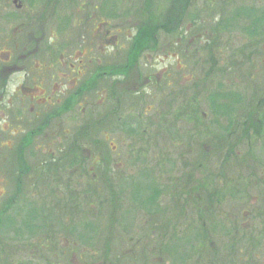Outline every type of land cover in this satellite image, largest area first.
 Masks as SVG:
<instances>
[{
	"label": "rangeland",
	"instance_id": "374dc122",
	"mask_svg": "<svg viewBox=\"0 0 264 264\" xmlns=\"http://www.w3.org/2000/svg\"><path fill=\"white\" fill-rule=\"evenodd\" d=\"M9 1L1 0L0 3H7L8 5L4 4V7H8ZM55 1L57 2V0ZM183 1L188 2V0ZM190 1H192L191 8L188 4V8L183 11L186 14L185 16L181 15L184 18L181 20L180 26L177 27L174 23L168 25V29L164 21L172 8V0H78L81 4H88L90 9L96 8V6L101 7L102 3L105 12L109 11V3L112 4L115 20L110 19L113 17L106 14L100 16L102 21L109 22V25L92 37L94 44L93 67L96 66L97 72L104 73L109 65L117 66L125 63L127 53L124 51L130 48L138 20H149L151 23L149 26L153 27L152 15L156 13L160 21L158 23L164 24L165 29L163 28L159 33L158 43L150 45L149 48L152 51L142 53L140 64L136 59L137 66L135 67L134 62L129 60L132 63L129 70L134 71L130 76L133 77L129 81H124L122 76L123 84H115V94L110 93V85L118 81L110 76L103 81V78L100 79L99 88L97 87L89 96L83 97L78 105L75 102H70L73 96L69 94V88L73 87L74 83H67L65 79L60 83L66 84V89H63V86L61 89L67 92V96L69 94L68 97H71H67L59 103L55 99L47 104L46 100H43L44 96L39 95L41 90L35 93L37 94L35 100L32 97L27 99L26 93L13 101L0 100V223L5 224L3 226L5 229L1 230L9 231V235L12 236L10 238L24 239L27 236L31 237L30 239L44 238V244L48 243L47 247L52 249L50 252L47 251L48 256L59 255L62 250L63 254L71 255L63 264H128L129 261L130 264H140L139 249L128 256L129 258L124 256L127 255L124 252L131 246L142 248L145 242L148 243V264H190V260L189 262L186 260L190 258L191 246L201 253L204 247H197L198 242L194 237L207 215H212L211 212L200 217L198 214H194L190 207V221L186 215L183 218L184 225L182 227L161 228L158 223L169 217L170 214L163 216L162 211L160 213L155 211H153L154 213L146 211L135 213L136 206L130 203L133 196L126 179L131 181L134 178L136 183L132 188L136 190L137 194L142 186L150 185L148 181L150 179L157 183V180L162 178V183H164L163 178L166 176L185 172L184 164L188 165L190 158L194 157L188 144L190 143V133L187 131V122H189V118L191 120L196 110L199 112L198 102L201 108L210 114V100L214 97L217 102L214 107L220 124L227 127L229 120L234 122L236 118V114L231 112L227 106H233L234 101L238 104L239 99H243V102L246 101L245 103L250 105L248 109L251 110L252 106L264 100V37L259 34L256 35L257 37H253L249 32L250 23H253L256 17H260L264 13V0ZM45 5L43 0H39L35 5L34 11L36 20H38L35 25L36 32L38 27L45 29L43 21L39 20ZM64 8L63 6L61 13L55 9L49 15V19L45 21V24L48 21L46 39L41 43V47L45 41L51 39L54 41L56 37L58 40H55L53 45L66 47L68 44H76L78 36L81 35L78 32V23L75 21V19H79L76 14L78 7L70 8L68 6L67 11ZM0 12H2L1 9ZM94 12L98 15L99 8ZM124 13L130 15L132 19ZM233 16L237 23L232 20ZM262 19H264L263 16ZM192 20L202 23V28L192 26ZM218 22H222L224 28L219 37L217 33H213L214 29L212 28ZM14 25L12 23L9 27L2 22L0 24V39L3 38L1 31H3V35L11 36ZM246 25L248 27L246 30L240 29V26ZM88 28H91V25H88ZM25 30L26 28L18 34L25 33ZM107 30L114 35L109 40L104 37ZM180 34H182L181 37ZM25 36L23 34L18 38L24 39ZM83 37L84 39L79 44H82V50L85 51L84 47L90 46L91 42L88 34ZM211 39L213 41H210ZM71 41L73 42L71 43ZM212 43L221 45L222 51L215 52V54L210 53L207 58V55H204V52L207 51L204 50L203 45ZM157 45H159L158 50L154 52ZM4 50L9 51L7 47H4ZM195 51L197 52L195 53ZM64 52L65 55L71 54L72 46ZM58 57L59 53L57 59L53 58V61L58 60ZM129 57L133 58L131 52L127 54L128 59ZM34 58L35 61H38L35 65L33 83L36 91H38L37 88L42 89L52 81H59L57 77L52 79L44 75L42 68H38L40 66L38 63L43 62L42 52L35 54ZM211 59L216 62L213 69H210L211 62L209 60ZM220 67L224 72L222 76L218 77L214 71ZM88 69L92 70L90 67ZM114 72L121 75L123 69L114 70ZM137 72L141 76L139 80L134 74ZM89 75H84L83 80ZM149 77L152 79L157 77L158 80L149 82L147 80ZM14 87L15 85L12 86L10 83V91H13ZM193 92L200 93L197 100L194 99ZM227 93L232 94L228 95ZM226 103L227 105H225ZM262 106L260 110L255 111V114L260 116L263 128L260 123L259 125L249 124L248 128L249 131L252 130V133L257 134L255 141L258 144L253 147L252 156L255 161L264 165V107ZM59 109L66 110V112L55 117L54 113ZM94 110L98 114H94L92 112ZM235 111H240V109ZM108 113H110L109 120L115 128L113 129L108 123L103 122L97 127L94 124L95 119L102 121ZM48 115L52 117V123ZM242 115L240 113V116ZM198 119L201 120L197 117L195 121ZM91 125L95 127L92 132L98 131L95 136L86 130L87 127L91 129ZM39 127L47 129L44 133L40 131L37 135L31 134ZM236 127L237 129L233 125L234 133L229 137L231 143L241 140L239 125L237 124ZM177 131L179 138L175 134L172 135ZM217 132L219 131L203 135L207 144L214 142L211 135ZM32 140L34 143L31 142ZM221 142L220 145L224 146L228 140H223L222 144ZM76 143L85 144L84 152L80 161L78 160L80 164L68 165V158L71 157L68 153L69 145ZM96 144L98 148L95 146ZM214 153L215 155L208 157L206 162L224 165L221 153ZM43 163L47 165L43 166ZM102 163L106 173L110 172V176L115 173V177L118 176V180L115 182L118 195L115 200H119L121 196L125 195V202H129V206L133 205L129 213L118 207L115 210L106 208V214L102 208L96 207V204L93 203V198L90 197L91 190L97 184H100L99 188H102L101 184L105 183L102 180L104 175L101 170ZM50 164L53 165L50 166ZM220 172L226 176L225 165ZM16 173L17 175L22 173L23 176H15ZM32 173L33 176H31ZM140 173L148 175L139 180ZM241 173H247V170L243 168ZM46 177H51V181L45 188L41 180ZM35 180H37L38 187L33 190L29 187V183H33ZM169 181L174 186V181L169 179L167 182ZM245 184L244 181L234 183L230 189L219 195L220 203L229 205L222 208L214 207V210H218L214 215L216 220L214 223L207 221V227L212 225L213 232L218 231L222 235L226 229H232L238 224L244 223L241 224V229L246 233V237L261 240L264 244V213L253 212L260 208L261 200L264 202V195L260 198L257 193L251 190L249 192L251 197L247 201H242V204H232L238 195L233 198L230 193L236 191L240 195L248 194L244 189ZM157 186L161 188L160 184ZM74 188L77 192H72ZM126 191L127 193H125ZM141 191L143 194L140 193L135 197L148 205L146 197L151 196V194L147 195L150 191L145 188ZM53 192H55L54 198L51 197ZM201 195L202 200L197 198L196 202L205 204L204 193ZM151 199L153 200V198ZM117 204L118 202H115V205ZM86 205L88 206L86 207ZM91 205H95V207L92 208ZM161 205L171 209L173 207L170 197H165L161 201ZM151 206V210H154L152 202ZM82 208H85L82 214L81 211L75 213ZM241 208L243 212H241ZM45 214L49 215V220ZM147 220L148 224H145ZM10 223L12 229H8ZM179 223V219L171 221L173 226ZM188 225L190 226L188 227ZM153 226H157L155 231ZM216 227L219 229L215 230ZM172 232L180 240L179 243L176 237L170 238ZM212 236L215 242L219 244L222 242L219 237L215 238L214 233ZM49 237L55 240L49 239ZM62 239L71 242L65 243V245L56 242ZM190 241L192 242L190 243ZM38 243V240L34 241L24 250V253L27 254L32 249L36 254V258L33 259L35 262L38 260L37 255L43 256L44 253L40 251L42 248L36 250ZM156 244L157 247H155ZM161 246L163 251H158ZM205 248L208 249L209 246ZM15 250L16 248L8 253L17 252ZM244 252L246 253V251ZM257 255V264H264V245Z\"/></svg>",
	"mask_w": 264,
	"mask_h": 264
},
{
	"label": "flooded vegetation",
	"instance_id": "af4514ba",
	"mask_svg": "<svg viewBox=\"0 0 264 264\" xmlns=\"http://www.w3.org/2000/svg\"><path fill=\"white\" fill-rule=\"evenodd\" d=\"M37 2H39V0H10L8 7H4V4L8 5L7 3H0V9L2 10V12H0V24H2L3 22V24L9 27L12 23L15 24L11 36L8 34L3 35V31H1V36L3 38L0 39V100L13 101L19 99V96L21 97L25 93L28 96L27 99H30L32 97V99L35 100L37 96V94L35 93L41 90L39 92V95L44 96L43 100H46L47 104H50L55 99H57L59 103V101L61 102V100H65L69 96V94H72L74 98L70 96V102L73 103V100L75 99L76 104L78 105L79 102L83 99V97L89 96L95 91V89H97L99 81L104 75L103 72L96 71V66L95 68L93 67L94 59L92 54L94 50V44L92 43V37L98 34V32H102V29L107 27L109 25V22H105L104 20L99 21L100 17L96 14V12H94L95 10L97 11V6L95 10H91L88 4H81L78 2V0H63L61 6L64 5V9L66 10H68V3L71 5V7L72 5L78 7L76 14L77 16H79V19H75V21L78 23V32L81 35L78 36L75 45L68 44L66 45V47L53 45L54 41L58 40L56 37L54 41L52 39L48 40L47 42L45 41L43 43V46L41 47V43L46 39V24L48 21L46 22V24L45 21L49 19L48 17H50L48 14V10L51 2L50 0L45 1V12L42 17L39 18V20L43 21L45 29H41L40 27H38L36 32V14L34 9ZM88 25H91V28H88ZM24 28H26V30L23 34H25L26 36L24 37V39H19L18 36L21 37L23 34L20 35L18 34V32L23 31ZM5 30L9 31L7 29ZM85 34H88V36H90L91 45L84 47L86 48V50L83 51L82 44H79V42H82V40L84 39L83 36ZM104 37L108 38L107 40H109V38H113L114 35H112L111 31L107 30ZM72 42L73 41H71V43ZM71 46L72 53L69 55H65L64 50L69 49V47ZM4 47H7L9 51H5ZM39 52H42L43 62L41 61L42 63H38L40 65L38 68H42L44 75L52 79L57 77L59 81H52L48 83L47 86H44V88L42 89L37 88L38 91H36V89H34L33 87V83L35 77V65L38 61H35L34 57L35 54H39ZM58 53V60L53 61V58L57 59ZM85 58H87V60H85ZM88 67H90V69L92 70L90 71ZM133 72L134 71L129 70V66L124 68L122 72L123 80H131L133 76L130 75ZM87 74H90L89 77L83 80V76H86ZM134 74L137 75V78L139 80L141 77L139 75V72ZM107 75L111 77H114L116 75L113 66L109 67ZM64 79L67 81V83H74V86L69 88L70 93L68 94V96L67 92L61 89V86H63V89H66V84L63 85L60 83V81ZM147 80L149 82H153L157 81L158 79L157 77H155L154 79L149 77ZM10 83L12 86L15 85L13 91H10L9 89ZM120 83L123 84V82ZM114 84L115 83L113 82L112 89L114 87ZM88 89H90V94H87L88 92H85L86 94L84 95L83 92L87 91ZM62 112H66V110L61 111L59 109L56 113H54L55 117H58ZM48 117L50 118V120L52 119L51 116ZM95 124L98 126V120H95ZM194 128L197 127L194 126ZM46 129L47 128L45 127H39L38 129L32 131L31 134L35 133L37 135L40 131L44 133ZM31 142L34 143V140H32ZM262 175L263 177L261 180L264 181V173H262ZM183 176V173L174 176L170 175L169 179L174 181L176 186L180 185V182L183 180ZM169 179L168 176H166V178H163L164 183H162V178H160V185L162 184L161 186L164 189H162L158 194V202L160 206L159 212L162 211V214H164V216L170 214L166 221L168 225L171 224L172 220L180 219L184 211H186V213H190V190L185 192L180 191L179 188L177 190H174V188H167L166 186L169 184V182L167 181ZM187 180H189V186L190 173H187ZM204 192H206L207 195L211 196H215L217 194V192H211L208 188H204ZM165 197H170L173 205L172 209L168 208L167 206L162 207L161 201L164 200ZM240 210L243 211L242 208ZM253 212H264V204H262L257 211L253 210ZM3 238L8 237L3 236ZM15 245L16 249L20 250L21 252H14L11 254H8L6 252H0V264H35V261H33V259L36 258V254L32 250L25 254L24 250L26 245H21V243L18 241H15ZM36 245H38L36 248L37 251L40 248H42L40 249V251L51 250L50 247H47V245H45L41 241H39V244ZM2 249L3 242L1 240L0 250L2 251ZM37 256L38 260L36 264H48L50 258L59 260L60 262H63L66 259V255H63L61 253L59 255L52 256H48V254L43 253V256Z\"/></svg>",
	"mask_w": 264,
	"mask_h": 264
},
{
	"label": "trees",
	"instance_id": "16d2710c",
	"mask_svg": "<svg viewBox=\"0 0 264 264\" xmlns=\"http://www.w3.org/2000/svg\"><path fill=\"white\" fill-rule=\"evenodd\" d=\"M188 4L191 5V1L189 2H184L183 0H177V1H173L172 0V8L170 9V11L167 13L166 17H165V26L166 28L169 29L168 25H173L174 23H176V25L181 23V20L184 17H181V15L185 16V12H183L185 10V8H188ZM256 12H260L259 10H255ZM254 11V12H255ZM153 18V27H150L149 25L151 24L150 21L148 20L147 23L143 24L141 26V28H139L137 35L135 36L133 42L131 43V53L133 58H130L128 60L130 61H135L136 59H138L139 56L142 55L143 52H145L146 50H149L150 45H153L157 43L158 40V30L161 29L163 30V28L165 29L164 24L162 23H158L160 22L159 19L155 18V15H152ZM263 18H264V13H263ZM262 16L260 17H256L255 21L253 23H250V28H249V32L251 33V35L253 37H257L256 35H260L262 37H264V19H262ZM239 18V17H238ZM253 20V18H250ZM233 21H235L237 23V20H235V17L233 16L232 18ZM251 20V21H252ZM178 23V24H177ZM159 24V25H158ZM249 24V23H248ZM247 24V25H248ZM247 25L245 26V28L247 29ZM171 27V26H170ZM219 30V29H218ZM166 31V30H165ZM260 44V43H259ZM119 71V70H118ZM221 94V93H219ZM228 94V93H227ZM232 93H229L228 95H230ZM195 100H197V98H195ZM238 101V100H237ZM245 101V100H244ZM246 102V101H245ZM243 102V99H239V103L236 104V101H234L232 104L233 106H227L229 109H231V112L236 114V118H238V116H240V113H242L243 115L241 116L242 120V124L243 125H249V124H261V118L260 116H256L255 111L260 110V107H264V100H261V102H258V104L252 106L251 110L250 108L248 109V107H250V105L248 103ZM217 103V102H216ZM221 106L222 104L219 103ZM198 107L199 109L201 108V106L199 105L198 102ZM227 105V103L225 104ZM232 110V108H234ZM237 109H240V111H235ZM248 109V111H246ZM246 111L245 113L243 111ZM200 112V110H199ZM197 110L195 111L194 117L197 118L199 113ZM218 116V114H217ZM234 120V122H232V120H229V124H239L240 122H238L237 120ZM219 123V122H218ZM263 128V126H262ZM226 133V129H223ZM241 140L239 142H236L233 144V146L228 148V151L223 152V151H219V150H214L210 149V152L208 155L205 153V157H202L201 159L205 160L208 157L215 155L214 152L216 153H221V158L224 160L225 165L227 167H231L232 162H234L236 159H240L239 155V151H241L243 148L248 147L249 145L252 144L253 141V136L257 135L256 133H253L252 135H250L248 132H244L241 133ZM206 135V134H205ZM203 137V135H202ZM225 141V138L222 139ZM221 140L217 139L216 141L214 140L212 144H214V146H218L220 144ZM221 142V144H222ZM241 148V150H240ZM69 149V154L72 156V158H80L82 153L84 152V145L81 144H73L71 145V147L68 148ZM215 149V148H214ZM194 161V162H190L189 166H187V170L190 171V173H193L192 176L190 177V186H188V182L185 184H180V185H176V186H172L174 188V190H177L178 188L180 189V191H189L190 190V199H192V202H190L191 204H193L194 207L198 208L199 210H201L203 212L204 208L206 206H208V208H211L214 204V200L213 197H211V195H205L203 196V201L205 202V204H199L196 202V199L199 198L200 200H202V195L204 193V188H207V182L204 179L205 176V172L201 171V166L204 167V170H206L207 172H210L209 169L206 167V161ZM76 162V161H74ZM75 165V164H74ZM191 166V168H190ZM215 166L218 169H221L223 166L221 163H217V165L215 164L214 166H212V169H215ZM202 167V168H203ZM200 174L202 176V178L200 179L201 181H193L196 179V174ZM197 174V175H198ZM153 182V180H151ZM190 187L189 190H187ZM96 193H99L97 187L94 188ZM122 197V196H121ZM120 197V198H121ZM218 197V194L216 195V198ZM153 198V200L151 199ZM158 200V198L156 196H151L147 199V204L151 205V202L153 204V206H157L158 203L156 202ZM74 202V200H73ZM219 205H223L220 202L218 203ZM199 213L200 217H202V215H204L203 213ZM209 212H206V214H208ZM184 214V213H183ZM211 214V213H210ZM46 215V214H45ZM215 215V214H214ZM213 215V216H214ZM212 218V215H208ZM46 218L49 220V215H46ZM215 217H213L214 219ZM207 220H203L200 229L196 232L195 235V239L197 240L198 244L196 245L197 247L199 246H203V250L200 252H198L197 250H194L195 247L192 248V246L190 247V264H243L246 262V264H256L257 260L255 259L254 254L257 253V251L260 249L261 245H262V241H256L255 239H249L246 240L245 238H241L239 236V233L242 231L244 232L242 229L238 228L237 226H235L232 229H226L225 233H222V235H220V233L218 231H214L212 228V225L210 227H207ZM2 225V223H0V226ZM206 225V226H205ZM10 227V228H9ZM182 227L181 225H178L176 228ZM222 228V227H221ZM8 229H12V224L10 223V225H8ZM31 229V227H30ZM153 229H156V227L153 226ZM219 228L216 227L215 230H218ZM224 229V228H222ZM53 232V231H52ZM215 235L216 237H219L220 240H222V242L219 244L217 242H215L212 238H214L212 235ZM53 236H54V232H53ZM177 238V236H174ZM221 237V238H220ZM0 238L2 239H6L4 240L6 243L9 240L12 241H29L30 243L26 244V246H30L31 245V237L27 238H3V234H0ZM178 239V238H177ZM180 242V240L178 239V243ZM192 241H190L191 243ZM177 243V244H178ZM205 245V246H204ZM166 246V245H165ZM209 246V248H205ZM167 247V246H166ZM160 251H163L162 246L160 247ZM246 251V253L244 252ZM244 254H246L244 256ZM187 262V261H186Z\"/></svg>",
	"mask_w": 264,
	"mask_h": 264
},
{
	"label": "bare ground",
	"instance_id": "6f19581e",
	"mask_svg": "<svg viewBox=\"0 0 264 264\" xmlns=\"http://www.w3.org/2000/svg\"><path fill=\"white\" fill-rule=\"evenodd\" d=\"M139 194V193H138ZM190 258H188V260H186L187 262H189Z\"/></svg>",
	"mask_w": 264,
	"mask_h": 264
}]
</instances>
